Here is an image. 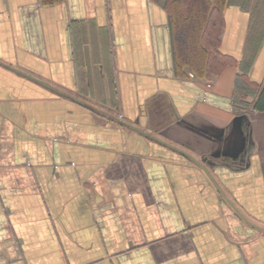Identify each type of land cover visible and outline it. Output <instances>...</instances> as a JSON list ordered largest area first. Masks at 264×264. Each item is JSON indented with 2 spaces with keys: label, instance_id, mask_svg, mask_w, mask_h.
<instances>
[{
  "label": "crops",
  "instance_id": "crops-1",
  "mask_svg": "<svg viewBox=\"0 0 264 264\" xmlns=\"http://www.w3.org/2000/svg\"><path fill=\"white\" fill-rule=\"evenodd\" d=\"M222 11L185 61L156 0H0V264H264V0Z\"/></svg>",
  "mask_w": 264,
  "mask_h": 264
},
{
  "label": "trees",
  "instance_id": "trees-1",
  "mask_svg": "<svg viewBox=\"0 0 264 264\" xmlns=\"http://www.w3.org/2000/svg\"><path fill=\"white\" fill-rule=\"evenodd\" d=\"M161 3L169 12L173 26L177 28L178 36L187 37L188 41V54H183L180 49V57L184 60H189L193 54H198L201 58L205 57V52L209 54L217 53L219 47V37L221 32V25L223 19V7L227 0H215V8L208 17L206 0H156ZM196 4H199L196 7ZM196 7V9H195ZM210 20V24L205 26V20ZM206 27V30H205ZM204 34V41L201 38ZM204 48H203V46ZM193 51V53H192ZM190 54V55H189ZM185 60V61H186ZM228 62L222 63L221 67L227 66ZM214 70H211L213 72ZM251 93H256V89ZM255 108L264 110V86L258 100L256 101Z\"/></svg>",
  "mask_w": 264,
  "mask_h": 264
},
{
  "label": "rangeland",
  "instance_id": "rangeland-1",
  "mask_svg": "<svg viewBox=\"0 0 264 264\" xmlns=\"http://www.w3.org/2000/svg\"><path fill=\"white\" fill-rule=\"evenodd\" d=\"M199 4H196V7L198 6ZM195 7V9H196ZM178 46H179V50L182 49L183 51L189 53L188 51V41H187V37H183L182 35L178 37ZM197 60V59H196Z\"/></svg>",
  "mask_w": 264,
  "mask_h": 264
},
{
  "label": "water",
  "instance_id": "water-1",
  "mask_svg": "<svg viewBox=\"0 0 264 264\" xmlns=\"http://www.w3.org/2000/svg\"><path fill=\"white\" fill-rule=\"evenodd\" d=\"M188 156H189V155H188ZM190 159H191L193 162H195L196 164L200 165V164L198 163V161H196L195 159H193L191 156H190ZM204 170L206 171L207 175L209 176V178L211 179V181L213 182V184L215 185V187H216V189L219 191V193H220L221 195H223L221 189H220L219 186L215 183L213 177H212L211 174L208 172V170L205 169V168H204ZM226 200H227V199H226ZM252 226H253V225H252ZM254 227L257 228L258 230L264 232V229H262V228H260V227H257V226H254Z\"/></svg>",
  "mask_w": 264,
  "mask_h": 264
}]
</instances>
